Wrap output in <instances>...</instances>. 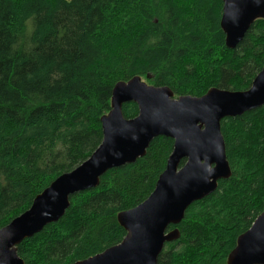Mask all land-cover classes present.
<instances>
[{"label": "trees", "instance_id": "16d2710c", "mask_svg": "<svg viewBox=\"0 0 264 264\" xmlns=\"http://www.w3.org/2000/svg\"><path fill=\"white\" fill-rule=\"evenodd\" d=\"M222 13L223 0H0V229L98 148L118 82L140 76L175 97L249 89L264 67V18L232 49ZM123 113L137 116V103ZM221 129L232 175L169 227L180 237L158 264H227L264 211V105ZM173 148L158 136L72 194L62 218L17 246L24 263L74 264L122 242L118 214L151 195Z\"/></svg>", "mask_w": 264, "mask_h": 264}, {"label": "water", "instance_id": "95a60500", "mask_svg": "<svg viewBox=\"0 0 264 264\" xmlns=\"http://www.w3.org/2000/svg\"><path fill=\"white\" fill-rule=\"evenodd\" d=\"M260 18H264V0H223L221 25L228 47L234 49ZM130 101L139 107L133 118L123 113V104ZM262 105L264 67L247 90L213 87L199 97H175L170 87L150 85L140 76L118 82L112 91V108L101 118V144L0 229V264H25L17 246L62 218L72 194L97 187L109 169L135 162L146 154L154 138L167 136L174 139V148L154 191L117 216L126 230L123 241L74 263L158 264L165 244L180 237L178 228L169 227L178 225L192 203L214 193L219 181L232 175L221 121ZM227 264H264V211L239 235Z\"/></svg>", "mask_w": 264, "mask_h": 264}]
</instances>
